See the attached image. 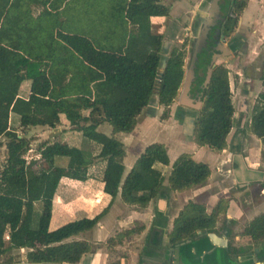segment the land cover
Returning <instances> with one entry per match:
<instances>
[{"label": "trees", "instance_id": "trees-1", "mask_svg": "<svg viewBox=\"0 0 264 264\" xmlns=\"http://www.w3.org/2000/svg\"><path fill=\"white\" fill-rule=\"evenodd\" d=\"M78 1L0 0V139H4L0 147L6 151L0 163V257L25 249L27 260L34 264H79L94 249L87 241L71 239L92 231L119 196L124 204L145 209L166 182L171 191L184 192L205 186L212 173L208 164L184 154L167 179L156 167L170 166V157L163 144L155 143L126 176L125 145L115 135L134 132L139 117L155 98L165 108L163 118L169 119L170 107L186 78L187 41L162 61L164 37L153 32L152 19L169 17L170 8L160 0ZM249 1L228 2L222 24L225 38L235 33ZM212 52V45L203 49L196 63L192 86L205 96L197 116L195 143L223 152L228 148L236 109L227 67L217 65L205 86ZM261 72L264 89V62ZM26 81L31 82V91L23 98L20 91ZM13 116L18 117L22 130H55L67 125L98 144V158L106 166L104 193L111 198L110 206L94 218L51 230L62 180L87 181L91 162L82 147L71 146L60 137L42 143L38 154L41 159L66 158L68 164L56 174L45 170L37 175L36 163L26 159L31 139L13 129ZM106 124L112 126L111 136L98 131ZM249 128L264 147V91L253 108ZM261 159L264 163V149ZM37 203L42 204L38 218ZM227 207L228 201L222 200L208 213L204 205L189 202L174 221L171 244L195 239L199 232H217ZM144 231L145 226L137 222L110 238L107 264H122L119 249ZM228 254L235 261L247 258L242 264H255L264 256V213L240 233L230 234ZM15 262L14 257H7L0 264Z\"/></svg>", "mask_w": 264, "mask_h": 264}, {"label": "crops", "instance_id": "crops-1", "mask_svg": "<svg viewBox=\"0 0 264 264\" xmlns=\"http://www.w3.org/2000/svg\"><path fill=\"white\" fill-rule=\"evenodd\" d=\"M162 18L166 17L156 19ZM169 28L172 30L175 29L173 26ZM172 30H169L168 34L164 37V61L168 59L173 49L170 39L176 35L172 34ZM225 44L229 46L231 50V56L226 54V56L231 57L229 58L230 60H233L229 63H234L235 59H238L242 63L244 73H246L247 76L251 73L248 80H253V71H250L251 65L248 64L254 63L264 51V0L249 1L248 6L239 18L235 33L232 34L231 37L226 38ZM170 47L171 50L167 52V49ZM180 95L181 92L174 104L170 107L169 119L165 120L163 118L165 108L159 104L158 98H155V103H151L139 117L138 125L134 132H132V134H126V136H124V141L120 140L124 143L126 150V156L123 160L126 167V176L133 169L137 159L146 148L152 144L158 143L166 147L170 157V166L157 165L156 167L158 170L162 171L167 179L171 174L174 163L181 155L187 154L192 156L195 161L209 165L212 173L207 184L184 192H173L169 189L168 182H166L160 195L145 209L124 204L119 196L114 201L107 214L109 213L110 216L113 215L116 211L113 208L118 202H121L125 210L127 208H133L134 215L129 220L125 219L124 223H98L92 231L72 238L71 241H87L94 249L93 252L86 255L79 264H107L110 254L106 248V242L119 231L132 228L137 222L145 226V231L134 237L123 248L119 249L121 255L124 256L123 259H120L122 264H242V262L247 259L241 257L235 261L228 254L230 234H238L243 229L234 233L231 228L222 231L219 226L225 219L230 223L232 220L237 221L244 216L238 203L231 200V190L236 189L240 191L249 189L254 185L262 186L264 189V184H246L245 181H240L241 178L237 174L239 170H237L235 172L232 171L235 177L228 183L229 189L226 188L220 191L214 190V184L216 182L215 176L217 174L214 172L211 163L212 161L216 162L219 160L218 154L222 152L213 151L208 147L197 146L195 143V126L198 114L194 113L191 107L182 105V102L179 101ZM55 130L58 131L59 137L63 138V140L68 142L71 146H74L68 138V136L77 134L74 128L64 125ZM112 133L113 132H110L109 136H111ZM78 135L82 136L81 133ZM96 148L98 154L100 148ZM129 149L132 150L133 156L130 155ZM226 150L223 152L225 153ZM247 165L251 169L259 170V168L252 167L248 162ZM35 166L38 167L41 165L37 162ZM105 167L104 162V167L98 176H94V170L92 171L89 169L88 180L85 182L78 181L84 185L85 191L87 190V194L83 196H76V187L74 184L68 183L62 186L64 180H70L63 179L55 197L54 209L56 203L59 202L60 206L64 207V209L68 210L73 207L77 208V213L85 212L91 214L83 218H94L101 214L111 203V198L104 193ZM45 170L42 172L45 173ZM226 176V178L229 177L227 174ZM170 194L171 196L173 195L176 201V209L169 199ZM222 200L228 201V207L226 214L220 217L217 232L212 234H203L199 232L198 237L195 239L186 240L178 245L171 244L169 233L172 231L174 221L189 202L202 204L206 207L208 213H212ZM107 214H105V216ZM64 224L66 223H63L61 226ZM235 239L236 242H241L240 237H236ZM27 253L28 250L25 249L15 250L6 257H0V263L4 262L7 257H14L17 262L13 264H34L27 260ZM258 262L259 261H256L255 264H258Z\"/></svg>", "mask_w": 264, "mask_h": 264}, {"label": "rangeland", "instance_id": "rangeland-1", "mask_svg": "<svg viewBox=\"0 0 264 264\" xmlns=\"http://www.w3.org/2000/svg\"><path fill=\"white\" fill-rule=\"evenodd\" d=\"M84 0H79V3H82ZM161 3L170 8L169 17L152 20L153 32L158 35L165 37L169 30V27H175L172 30V34L176 35L171 41V47H181L187 41V59H186V73L190 67L191 59V43L193 41V29L194 22L197 18L198 11L204 7L208 0H160ZM73 6V4H72ZM75 6V5H74ZM39 11H35V15ZM162 33V34H160ZM171 47L167 49L171 50ZM264 62V51L256 59L254 63L248 64L251 65L250 71H253V80H248L249 75H245L242 69V63L235 59L234 63H227L222 59L217 60V65H223L227 67L230 71V82L231 90L233 95V103L236 109V114L234 117V126L228 140V148L226 152L218 154L219 160L211 163V166L214 169V172L217 174L216 182L214 184V190L220 191L224 189H229L228 183L232 181L235 177L232 171L239 170L238 159L243 157L247 162L254 168H259L264 170V163L262 162L261 155L264 149L262 142L254 136L249 128L252 111L255 104L258 101L259 95L264 91L262 82H261V71ZM254 69V70H253ZM249 71V72H250ZM252 83V84H251ZM183 88V86H182ZM182 88L180 92L182 91ZM31 91V82L26 81L22 85L20 96L27 98L30 95ZM177 108V106H176ZM12 127L17 130V132L26 136L28 139H31V150L27 153L26 159L29 163H39L41 166L36 167L34 165L35 171L37 174L43 173V170H47V174H56L62 167H65L68 164V159L61 157H51L46 159H41L38 154V147L45 142H55L60 137L58 136V131L50 129L47 127H34L27 130H22L19 128L18 117H12ZM59 129V128H58ZM112 126L106 124L98 128V131L106 135H110L112 131ZM77 134L68 136L70 142L74 146L82 147L83 150L88 154L89 160L91 162L90 169L93 171L94 176H98L104 167V160L98 158L97 148L100 146L83 136ZM132 134V133H131ZM126 134L120 133L116 134L115 137L121 141L125 140ZM4 139H0V142H3ZM92 145V146H91ZM130 155L133 156L132 150L129 149ZM130 156V157H131ZM6 158L5 148L0 147V163H4ZM41 159V160H40ZM209 162V161H208ZM228 166V167H227ZM45 174V173H43ZM226 174L229 176L226 178ZM231 174V175H230ZM233 176V177H232ZM63 185L68 183L74 184L76 187V196H83L87 194L85 187L81 182L74 180H64ZM231 200H234L241 207L244 216L240 220H232L230 223L225 221L220 223V230L225 231L230 228L233 232H238L244 227H246L252 219L264 213V189L262 186L254 185L249 189H243L237 191L236 189L231 190L230 193ZM171 203L176 209V201L174 200L173 195L169 197ZM121 202L113 208L116 211L113 215L110 216L108 213L99 223H124L125 219L129 220L133 215V208H125L122 206ZM41 203L36 205V218L39 217L41 213ZM141 210V209H139ZM142 211V210H141ZM226 214V213H225ZM89 213H77V208L71 207L70 209H64L61 207L59 202L56 203L54 209V216L52 220L51 229L60 227L63 223H68L84 216H89ZM233 222V223H232Z\"/></svg>", "mask_w": 264, "mask_h": 264}, {"label": "water", "instance_id": "water-1", "mask_svg": "<svg viewBox=\"0 0 264 264\" xmlns=\"http://www.w3.org/2000/svg\"><path fill=\"white\" fill-rule=\"evenodd\" d=\"M223 0H208V2L202 7L198 13L197 18L194 22L193 29V41L191 43V59L190 67L187 70L186 78L183 83V88L181 91V102L182 105L191 107L192 109L200 110L203 107V101L192 102L189 98L191 85L195 77V64L197 61L198 54L203 48L204 41L207 39V33L211 31V28L215 26L218 22L222 20V10L221 3ZM226 38L223 36L221 42L218 44V51H221L225 55L231 56V50L229 46L225 44ZM219 54H216L211 62L208 69V76L206 85L210 82L214 68L217 66V60L220 59ZM164 61V59H162ZM224 61H228L225 59ZM155 103V99L151 102ZM197 121V120H196ZM239 171L237 174L240 176V181H245V183H263L264 184V170L262 169H251L248 167L246 160L241 157L238 159ZM260 250L256 249V253ZM264 260V256L259 259L258 264Z\"/></svg>", "mask_w": 264, "mask_h": 264}, {"label": "flooded vegetation", "instance_id": "flooded-vegetation-1", "mask_svg": "<svg viewBox=\"0 0 264 264\" xmlns=\"http://www.w3.org/2000/svg\"><path fill=\"white\" fill-rule=\"evenodd\" d=\"M230 1H233V0H223V2L221 3L222 20L220 22H218L215 26H213V28H211V31H209L207 33V39H206V41H204L203 48L201 50V52H202L203 49L210 47V45H212V51H213L212 52L213 53L212 59L216 54H219L220 57H222L220 59H222V60L228 59V61H226L227 63H229L230 61H233V60H230L229 58H231V57H228L224 53H222L221 51H218L217 48H218V44L222 40V37L224 36L222 24L225 23V21H226V14L228 12L227 5H228V2H230ZM199 54H198V56H199ZM197 61H198V57H197ZM197 61H196V63H197ZM195 70H196V66H195ZM245 75H246V73H245ZM192 85H193V82H192ZM192 85H191V90H190V95H189L190 100L192 102H197V101H203L204 102L205 92L204 91H199V92L195 91ZM205 86H206V84H205ZM203 89H205V88H203ZM179 101H181V95L179 97ZM200 110L192 109V111L194 113H197V114L200 112Z\"/></svg>", "mask_w": 264, "mask_h": 264}]
</instances>
